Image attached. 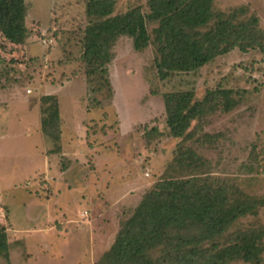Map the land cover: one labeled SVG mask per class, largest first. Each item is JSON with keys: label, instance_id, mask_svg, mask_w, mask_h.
I'll use <instances>...</instances> for the list:
<instances>
[{"label": "rangeland", "instance_id": "374dc122", "mask_svg": "<svg viewBox=\"0 0 264 264\" xmlns=\"http://www.w3.org/2000/svg\"><path fill=\"white\" fill-rule=\"evenodd\" d=\"M90 1L26 0L24 41L11 44L0 33V52L15 55H0V225L10 245V263L0 264H97L182 143L168 136L162 96L168 92L193 91L201 102L212 90L233 91L239 104L230 113L210 104L186 145L208 159L210 175L264 197V52L235 49L161 81L152 43L158 23L147 20L150 46L136 53L122 38L107 74L91 82L83 62L85 30L96 19L87 15ZM148 1L115 0L113 16L134 7L147 15ZM241 6L249 8L242 18L256 16L264 29V0H214L216 12ZM45 95L58 99L68 156L53 154L56 145L42 132ZM204 133L219 138L196 144ZM51 228L70 238L42 235ZM85 228L95 231L94 250L74 234ZM247 230L264 232V207L231 232Z\"/></svg>", "mask_w": 264, "mask_h": 264}, {"label": "trees", "instance_id": "16d2710c", "mask_svg": "<svg viewBox=\"0 0 264 264\" xmlns=\"http://www.w3.org/2000/svg\"><path fill=\"white\" fill-rule=\"evenodd\" d=\"M115 5V0H91L87 6L88 17L96 18L84 38L83 62L91 82L107 74L114 47L122 38L131 40L136 53L150 46L147 20L158 23L152 43L157 48L155 68L161 81L177 73L195 72L235 49L264 52L260 19L244 20L249 13L245 6L216 12L214 0H149L147 15L141 7H134L113 16ZM29 11L26 0H0V33L11 44L26 38ZM6 52L0 55L10 58ZM233 95L232 90H212L201 102L195 100L193 91L162 95L168 136L183 139L182 143L162 179L144 195L97 264L263 263L264 232L231 231L242 218L259 214L264 197L250 196L229 180L210 175L208 159L186 145L200 131L198 126L191 129L192 123L204 118L210 104L214 111L232 112L239 104ZM41 101L42 132L56 145L52 153H63L66 146L58 99L45 95ZM217 138L204 133L195 143H213ZM0 258L10 263L9 238L1 225Z\"/></svg>", "mask_w": 264, "mask_h": 264}, {"label": "crops", "instance_id": "0c3cea01", "mask_svg": "<svg viewBox=\"0 0 264 264\" xmlns=\"http://www.w3.org/2000/svg\"><path fill=\"white\" fill-rule=\"evenodd\" d=\"M1 136V135H0ZM63 156H68L67 154H66V152L64 151L63 152V154H62ZM73 155V154H72ZM0 214H3V213H0ZM87 214V213H86ZM86 214H84L83 216H84V218H86ZM4 215V214H3ZM1 216V215H0ZM5 216V215H4ZM106 225V224H105ZM107 225H109V224H107ZM83 230V231H82ZM82 230H80L79 231V233H74V234H77V235H79L80 237H83V239H81L80 238V240H88V242H83L85 245H90V250H94V246H93V243H94V240H95V231L92 229V230H89V229H87V228H85V229H82ZM48 232H50L51 234H54V236H53V239H55V237H57V241H63V238H70V235L69 234H71V233H64L65 231H57V230H55V229H52L51 228V230H46V231H44V232H42L41 234L43 235V236H45V235H47L48 234ZM75 232H78V231H75ZM62 233H64V234H62ZM77 235H75V236H77ZM52 236V235H51ZM100 237L101 238H103V233L102 234H100ZM45 238V237H44ZM88 248V247H87ZM93 257H94V255H93Z\"/></svg>", "mask_w": 264, "mask_h": 264}, {"label": "built area", "instance_id": "2783aa9c", "mask_svg": "<svg viewBox=\"0 0 264 264\" xmlns=\"http://www.w3.org/2000/svg\"><path fill=\"white\" fill-rule=\"evenodd\" d=\"M1 213V212H0Z\"/></svg>", "mask_w": 264, "mask_h": 264}]
</instances>
